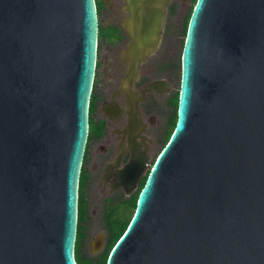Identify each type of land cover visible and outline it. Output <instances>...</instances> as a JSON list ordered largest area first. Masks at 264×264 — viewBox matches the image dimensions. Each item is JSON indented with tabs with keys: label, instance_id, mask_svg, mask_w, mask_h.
Returning <instances> with one entry per match:
<instances>
[{
	"label": "water",
	"instance_id": "1",
	"mask_svg": "<svg viewBox=\"0 0 264 264\" xmlns=\"http://www.w3.org/2000/svg\"><path fill=\"white\" fill-rule=\"evenodd\" d=\"M123 2L148 55L170 0ZM96 39L95 0H0V264H76ZM179 81L106 264H264V0H196Z\"/></svg>",
	"mask_w": 264,
	"mask_h": 264
},
{
	"label": "flooded vegetation",
	"instance_id": "2",
	"mask_svg": "<svg viewBox=\"0 0 264 264\" xmlns=\"http://www.w3.org/2000/svg\"><path fill=\"white\" fill-rule=\"evenodd\" d=\"M184 1L170 0L159 41L145 56L122 26L127 15L123 0H100L96 8L95 68L77 185V217L79 207L83 213L81 246L87 238L84 224L99 208L108 236L106 219L112 209L128 215L135 191L144 186L142 178L167 143L174 114L171 28L179 24Z\"/></svg>",
	"mask_w": 264,
	"mask_h": 264
},
{
	"label": "rangeland",
	"instance_id": "3",
	"mask_svg": "<svg viewBox=\"0 0 264 264\" xmlns=\"http://www.w3.org/2000/svg\"><path fill=\"white\" fill-rule=\"evenodd\" d=\"M185 7L182 9V13L180 16V21L179 24L176 25L175 27H172L171 30L173 32V48H172V53H173V62L175 64V68L173 71L170 73L169 78L171 79V82L174 86V89L172 91V96L174 97L179 93V85H180V55L182 51V47L184 44V39L186 36V30H187V25L189 18L192 13V9L195 5V0H185ZM174 109V108H173ZM170 126L167 130V135L169 133ZM166 138H168L166 136ZM167 140V139H166ZM165 141V140H164ZM164 145V143H163ZM147 173H145L144 177L142 178V184L144 183ZM141 187L137 188L135 191L134 195H137ZM94 200H91L90 206L94 204ZM100 211L98 210L96 213V216L90 215L88 217V220L86 221V224L84 226L86 227L85 233L87 234V238L85 242L83 241V245L80 246L78 245L77 250L78 254H76V259L78 255H80L83 258H89L94 261L95 264H98L99 261L101 260V257L106 253L111 241L109 239L108 233L106 232V226L104 222L101 219V214H102V209L99 208ZM113 211L111 212V216H113L114 220H120L123 221L125 218H129L132 214L131 212L133 209H131L128 213V215H125L124 211H119V213L115 209H112ZM131 214V215H130ZM100 240L101 246L100 249H95L93 245L95 240ZM75 254V251H74Z\"/></svg>",
	"mask_w": 264,
	"mask_h": 264
},
{
	"label": "trees",
	"instance_id": "4",
	"mask_svg": "<svg viewBox=\"0 0 264 264\" xmlns=\"http://www.w3.org/2000/svg\"><path fill=\"white\" fill-rule=\"evenodd\" d=\"M196 2V0H195ZM95 4H96V8L101 7V2L100 0H95ZM178 98H179V93L177 95H175L171 101V105L174 108V114L172 116L171 119V124H170V130L169 133L167 135V142L170 139L171 134L173 133L174 129H175V124H176V119H177V105H178ZM167 144V143H166ZM145 184V181L143 183V185ZM142 188H140L141 190ZM140 192V191H139ZM139 192L137 195H135L131 201V209H133V211L131 212V216L129 218H125V220L120 221V220H114L113 216H111V214H109L107 216V224L110 230V235H109V239L111 241L106 253L101 257V260L99 261L98 264H106L109 254L112 250V248L114 247V245L117 243V241L119 240V238L123 235V233L125 232V230L127 229V227L129 226V223L132 219V216L134 214V209L136 206V201H137V197L139 195ZM129 210V211H130ZM83 220V213L80 210V207L78 208V217H77V230H76V240H75V247H74V251H75V261L76 264H95L93 260L89 259V258H83L80 255H78L77 259H76V254H78V250L77 247L80 244V240L82 238V231H81V222Z\"/></svg>",
	"mask_w": 264,
	"mask_h": 264
}]
</instances>
